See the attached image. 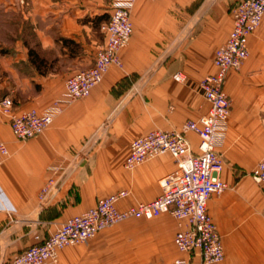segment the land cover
<instances>
[{
  "label": "crops",
  "instance_id": "1",
  "mask_svg": "<svg viewBox=\"0 0 264 264\" xmlns=\"http://www.w3.org/2000/svg\"><path fill=\"white\" fill-rule=\"evenodd\" d=\"M238 1L135 0L122 67L111 66L88 97L62 103L55 122L25 141L0 116L9 152L0 164V263L108 195L129 192L120 209L156 199L174 159L165 154L128 170L130 143L207 113L197 85L216 70L212 57L233 27L230 12ZM102 8L101 0H0V99L10 98L16 113L43 112L62 100L65 79L93 63L92 15ZM248 41L249 57L223 86L231 107L216 150L224 164L220 179L230 189L207 202L224 245V259L215 264H264V184L249 175L264 159V19ZM29 51L44 62L33 64ZM177 72L183 83L172 79ZM187 137L196 153L199 138ZM49 179L54 186L40 200ZM176 231L170 214L128 219L60 250L57 264H172L177 258L202 264L176 249Z\"/></svg>",
  "mask_w": 264,
  "mask_h": 264
},
{
  "label": "built area",
  "instance_id": "2",
  "mask_svg": "<svg viewBox=\"0 0 264 264\" xmlns=\"http://www.w3.org/2000/svg\"><path fill=\"white\" fill-rule=\"evenodd\" d=\"M134 3L135 0L112 1L109 18L101 26L103 40L96 49L92 65L65 79L62 100H56L43 112L29 109L16 113L10 98L0 99V116L7 120L15 139L25 141L42 135L61 113L62 103L71 104L88 97L111 66L122 67L120 52L128 46L132 37L130 15ZM230 14L233 27L212 57L216 70L197 85L200 95L208 103L207 113L187 120L179 130L154 129L130 143L123 163L128 170L165 154L174 159L176 168L160 178V194L156 199L120 209L118 203L127 198L129 192L121 190L108 195L99 199L95 206L59 223L46 239L36 237L34 244L0 264H57L59 251L66 247L85 244L106 228L122 221L150 220L162 214H170L176 222L173 242L179 252L196 255L202 264L223 261L224 245L207 212L210 196L230 189L220 179L224 164L222 154L216 150L227 129L231 107V99L223 86L228 72L240 70L249 57L248 38L264 19V0H240L231 7ZM172 79L175 83H183L185 76L177 72ZM190 133L199 138L196 153L191 151L187 137ZM8 155L7 146L0 138V164ZM250 173L256 183L264 184V159H259ZM54 183L53 179L46 182L40 191V200L49 195ZM172 264L188 262L177 258Z\"/></svg>",
  "mask_w": 264,
  "mask_h": 264
},
{
  "label": "rangeland",
  "instance_id": "3",
  "mask_svg": "<svg viewBox=\"0 0 264 264\" xmlns=\"http://www.w3.org/2000/svg\"><path fill=\"white\" fill-rule=\"evenodd\" d=\"M113 0H101L102 2V5L105 7V8H102L101 11L103 10V12L99 13L100 15L99 16H105V18L103 17L104 20H101L99 23L102 24L104 21H107V18L109 16L108 14V10L106 6H110V4L112 3ZM93 17H97L98 15H92ZM91 17V18H93ZM87 19L90 20V17L88 16ZM98 23V25L95 26V31H94V37L96 39V46H95V52H96V49L98 47V45L102 42L103 38H102V33H101V26L100 24ZM36 52V51H35ZM95 54V53H94Z\"/></svg>",
  "mask_w": 264,
  "mask_h": 264
},
{
  "label": "trees",
  "instance_id": "4",
  "mask_svg": "<svg viewBox=\"0 0 264 264\" xmlns=\"http://www.w3.org/2000/svg\"><path fill=\"white\" fill-rule=\"evenodd\" d=\"M103 17L105 18V16H103ZM103 17H102V16L95 17V18L93 19V23H94L95 25H98V23H99L101 20H104ZM29 54H30V56H31V58H32V62H33V64H42V63L44 62V60H43V59H40V58L38 57V55H37L35 52H33V51H29Z\"/></svg>",
  "mask_w": 264,
  "mask_h": 264
}]
</instances>
